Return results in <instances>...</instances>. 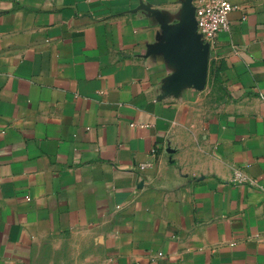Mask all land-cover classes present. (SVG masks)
Wrapping results in <instances>:
<instances>
[{
	"label": "crops",
	"instance_id": "1",
	"mask_svg": "<svg viewBox=\"0 0 264 264\" xmlns=\"http://www.w3.org/2000/svg\"><path fill=\"white\" fill-rule=\"evenodd\" d=\"M207 1L0 0V264H264V0Z\"/></svg>",
	"mask_w": 264,
	"mask_h": 264
},
{
	"label": "built area",
	"instance_id": "2",
	"mask_svg": "<svg viewBox=\"0 0 264 264\" xmlns=\"http://www.w3.org/2000/svg\"><path fill=\"white\" fill-rule=\"evenodd\" d=\"M232 10L233 3L230 0H210L202 3L195 11L197 31L207 39H215L228 29Z\"/></svg>",
	"mask_w": 264,
	"mask_h": 264
},
{
	"label": "water",
	"instance_id": "3",
	"mask_svg": "<svg viewBox=\"0 0 264 264\" xmlns=\"http://www.w3.org/2000/svg\"><path fill=\"white\" fill-rule=\"evenodd\" d=\"M191 36L195 35L197 31V23H196V18H195V13L193 15V18H192V25H191Z\"/></svg>",
	"mask_w": 264,
	"mask_h": 264
}]
</instances>
